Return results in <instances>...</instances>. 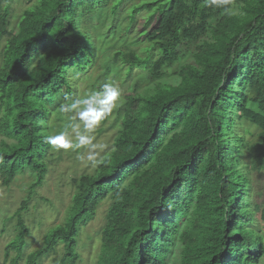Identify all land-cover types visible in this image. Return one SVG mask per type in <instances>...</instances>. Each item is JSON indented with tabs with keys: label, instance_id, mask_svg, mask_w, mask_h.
Segmentation results:
<instances>
[{
	"label": "trees",
	"instance_id": "obj_1",
	"mask_svg": "<svg viewBox=\"0 0 264 264\" xmlns=\"http://www.w3.org/2000/svg\"><path fill=\"white\" fill-rule=\"evenodd\" d=\"M109 0H37L9 34V2L0 0V186L33 174L29 194L48 171L49 115L70 73L90 64L89 25ZM124 0H115L116 10ZM147 49L114 53L128 68L145 67L154 86L125 95L111 150L90 174L72 179L63 222L45 234L23 264H41L61 246L56 264H77L79 232L105 199L96 264H264V186L251 204L249 172L264 167V0H152L145 5ZM132 19V16L130 17ZM183 54L177 83L165 70ZM107 118V116H106ZM104 120L101 121L103 123ZM247 120L258 130L245 144L236 132ZM248 156L250 164L243 165ZM27 197V198H28ZM26 199L12 213L16 234L5 249L20 264L28 231ZM22 264V263H21Z\"/></svg>",
	"mask_w": 264,
	"mask_h": 264
},
{
	"label": "rangeland",
	"instance_id": "obj_2",
	"mask_svg": "<svg viewBox=\"0 0 264 264\" xmlns=\"http://www.w3.org/2000/svg\"><path fill=\"white\" fill-rule=\"evenodd\" d=\"M36 1L10 0L7 28L9 34L14 32L16 21L22 11ZM150 1L152 0H124L118 4L116 10H112L111 6L115 0H109L106 6L99 10L96 17L92 18L91 23L85 26L93 43L90 64L81 72L69 74L70 96L67 98L65 92H61L59 101L49 115L47 129L50 136L61 132L67 133L74 143L76 133L79 131L81 134L91 136L92 143L76 150L53 151L50 146L46 157L48 160L47 174L41 186L34 189L29 197V186L33 182V174L28 171L17 174L9 186H0V264H11L15 256L14 250H9L7 260L4 261L6 246L16 234L15 219L12 218V213L20 202L26 199L23 220L28 234L19 261L23 264L27 253L41 248L46 232L52 226L63 222L74 191L72 179L78 178L81 174L92 173L97 163L111 150L120 124V115L117 110L123 104L125 95L132 91L141 93L144 89L154 86V82L148 80L145 67L128 68L120 58L113 60L116 52L132 51L140 59L148 54H151V60L156 57V51L147 49L148 43L144 36V32L150 30L155 20V17H152L148 21L149 12L145 5ZM131 16L132 19H130ZM6 37L7 35L3 36L0 45L4 43ZM188 61H190L189 54H183L177 62L165 70L162 82L176 84L178 79L175 71L178 65ZM104 84L118 87L120 98L117 106L107 115L106 120L103 123L100 122L94 130L89 132L85 131L82 125L77 126L75 110L61 112L62 105L72 104L94 91L101 90ZM235 129L245 144H251L257 140L259 130L249 121L239 120ZM250 161L248 156H244L241 163L249 165ZM249 178L252 187L250 202L260 204L263 199L260 195L263 193L264 167L251 170ZM109 204L110 199L103 200L91 220L80 229L77 264H96L100 230L104 225ZM254 221V228L264 234L263 223L256 212ZM61 254V246L58 245L55 252L49 253L42 259L41 264H56ZM176 261L175 253L167 258L168 264H176Z\"/></svg>",
	"mask_w": 264,
	"mask_h": 264
},
{
	"label": "clouds",
	"instance_id": "obj_3",
	"mask_svg": "<svg viewBox=\"0 0 264 264\" xmlns=\"http://www.w3.org/2000/svg\"><path fill=\"white\" fill-rule=\"evenodd\" d=\"M226 0H205L206 5H219ZM120 98V90L112 84H104L102 89L90 93L83 99L74 101L72 104L61 106V112L75 110L77 126L82 125L85 131H92L106 116L117 106ZM46 142L53 151L76 150L92 143V137L76 133V142L74 143L67 133L61 132L58 135H52L46 138Z\"/></svg>",
	"mask_w": 264,
	"mask_h": 264
}]
</instances>
